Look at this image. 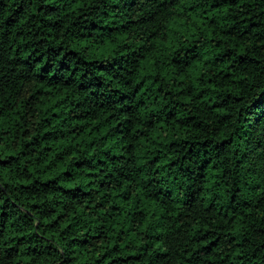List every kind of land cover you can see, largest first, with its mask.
<instances>
[{
  "label": "trees",
  "instance_id": "1",
  "mask_svg": "<svg viewBox=\"0 0 264 264\" xmlns=\"http://www.w3.org/2000/svg\"><path fill=\"white\" fill-rule=\"evenodd\" d=\"M0 264H264V0H0Z\"/></svg>",
  "mask_w": 264,
  "mask_h": 264
}]
</instances>
